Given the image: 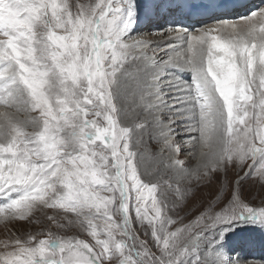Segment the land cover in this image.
Here are the masks:
<instances>
[{
	"label": "snow or ice",
	"instance_id": "6c2138e0",
	"mask_svg": "<svg viewBox=\"0 0 264 264\" xmlns=\"http://www.w3.org/2000/svg\"><path fill=\"white\" fill-rule=\"evenodd\" d=\"M166 2L189 18L213 6ZM141 12L138 0H0V105L39 113L0 112V219L42 225L0 264H264L227 244L237 225L264 231V206L243 196L249 180L264 187V7L199 29L174 21L164 44L137 38ZM221 177L230 191L173 230L188 185Z\"/></svg>",
	"mask_w": 264,
	"mask_h": 264
},
{
	"label": "rangeland",
	"instance_id": "374dc122",
	"mask_svg": "<svg viewBox=\"0 0 264 264\" xmlns=\"http://www.w3.org/2000/svg\"><path fill=\"white\" fill-rule=\"evenodd\" d=\"M142 1L143 0H138V3L140 4L142 3ZM146 1H149V0H146ZM204 1L205 3L212 4L213 6L210 7L208 10L202 9L199 14L193 15L194 21L200 20L204 16L207 17L209 15H212L214 12L217 14L229 13L230 15H228L227 18L236 19L235 13L237 12H246V11L253 10V9L257 10L259 7H264V0H226L225 7L223 8H215L214 7L215 0H204ZM80 2H87V0H80ZM144 6H142L141 16L138 22L139 28L141 30V33L137 35L138 39H145V40L150 41L153 44H157L158 41L164 37L176 35V32H172L171 34H167L164 32L165 28L176 26L173 24V22L175 21L174 19L171 20L172 23L166 22L165 21L166 16L163 15V18H161L160 15H155L154 12H151V9L149 7H147L146 5ZM172 7L174 8V12L169 11L168 16L176 17L175 13H177V10H176L175 4H172L171 8ZM160 11L161 10H159V12ZM153 23H155L154 25L158 24V27L154 29V27L152 26ZM145 26H148V28H145ZM200 27L201 25L195 26L196 29H199ZM161 32H163L162 33L164 34L163 36L159 35V33ZM0 39H3V37L0 36ZM2 107L5 108L3 105H0V108ZM11 109L12 108H5L3 109V111L11 112L12 111ZM31 113H32L31 116L39 115L38 112L36 113L31 112ZM21 114L23 117L27 115L26 112H23V111ZM25 131L31 133L34 131V129L32 127H29V128H26ZM156 136H158V132L153 131V137H156ZM145 141H146L147 148L153 153L158 152V150L161 147V144L157 142V139L155 138L149 139L147 134H145ZM182 146L185 148L187 144L186 145L183 144ZM181 159L189 160L190 158H188L186 155H182ZM229 175H232V178L229 179V181L233 180L234 173L230 171ZM226 184H227L228 190L230 191L231 185L230 183H227V182L223 185V187H220V185L218 184L215 186L213 185L205 186V188L202 190L201 189L199 190V188L196 190H189V199L187 203L182 207L183 210L180 208L177 211L170 213L173 219L178 221V223L174 224V226L172 225L171 228L174 230L176 227H180L183 224H187L189 220L194 219L195 216L199 214L200 210H202L203 208H206L210 201H214L215 195L225 191ZM243 196L246 200L250 201L252 205L255 207L264 206V187H261V185L257 183L255 180H249L246 184H244ZM49 214H51V212H49ZM37 215H39V213ZM41 219H43L42 216H41ZM4 225H5L4 222L0 224V251H1L0 255H2L5 252L14 251L15 249L14 242L16 239H21V240L27 239L29 233L35 234L38 231L42 230V225L39 223L31 224V225L26 224L23 227H21L19 223H17L16 221H12L11 223L7 224V226L6 225L4 226ZM250 225L251 224H247V223L240 224V225H237L235 229H239L241 234H246V235L252 232L249 236H251L253 233L256 234V232H259L257 228L249 230L248 228L250 227ZM251 227H253V225H251ZM52 231L56 233L57 236H74V235L79 234L80 238L87 239L86 235L81 233L78 228H73L69 231L64 232V231H59L53 227ZM234 232L235 230L229 233L227 244L230 242L231 244L230 248L232 247V251L235 254H238L239 250L244 248V244L239 245V243H243L242 240H245L244 238L246 235L238 234L237 236L236 235L232 236V233ZM237 237H241V238L237 240L236 239ZM39 238H45V237L41 236ZM5 244L8 245L7 248L5 247ZM235 244L237 245L236 247H235ZM260 251H263V250H260Z\"/></svg>",
	"mask_w": 264,
	"mask_h": 264
},
{
	"label": "bare ground",
	"instance_id": "6f19581e",
	"mask_svg": "<svg viewBox=\"0 0 264 264\" xmlns=\"http://www.w3.org/2000/svg\"><path fill=\"white\" fill-rule=\"evenodd\" d=\"M205 2V1H204ZM144 5H146L147 7H149L150 9H152V5L149 3V1H146V0H143L142 1V3H140V6H141V9H142V6H144ZM172 5V4H171ZM171 5H169L167 2H166V0H165V2L162 4V6L160 7V9L159 10H161L160 12H159V14L158 15H160L161 16V18H163V15L164 16H166V20H165V18H164V20L166 21V22H171V20H175V21H180L184 26H193V27H195V26H198V25H200V24H198V23H196V21H194V16H191L190 18L189 17H187L186 15H185V12L187 11L186 9H182V10H177V13H175V15H176V17H169L168 16V13H169V8L171 7ZM176 6V5H175ZM145 7V6H144ZM172 11L174 12V8L172 7ZM254 10V9H253ZM161 13V14H160ZM207 18H208V16L206 17V16H204L203 18H201V19H203V20H207ZM150 20V19H149ZM172 23V22H171ZM155 23H153L152 24V26L154 27V29L155 28H157L158 27V24H156V25H154ZM161 25V24H160ZM145 28H148V26H145ZM163 32H161V33H159V35L160 36H163L164 34H162ZM176 35H177V33H176ZM175 35V36H176ZM166 36V35H165ZM175 36H169V37H164V38H162V39H160L159 41H158V43L159 44H164L165 42H167V41H172L173 40V38L175 37ZM177 43H179V42H177ZM184 77L187 79V78H190L189 77V73H187V72H185L184 74ZM3 109H5V108H0V112L2 111V112H5V111H3ZM12 111L10 112L9 111V113L14 117V118H16V119H19V120H24V119H26L27 117H30L31 115H32V113L31 112H28V113H26L27 115L25 116V117H23L22 116V109L20 110V111H17V109L15 108V107H12V109H11ZM6 112H8V111H6ZM24 112V111H23ZM36 113V112H35ZM38 114V113H37ZM29 127H31V126H29ZM29 127H27V128H29ZM186 145V144H185ZM185 149H187V146H185ZM189 164H190V166H192V167H195V164H196V161L195 160H192V159H189ZM232 178V175H229V178L228 179H231ZM231 181V180H230ZM226 182L223 180V177H221V180L219 181V182H217V181H213L212 182V184L211 185H213V186H215V185H220V187H223V185L225 184ZM210 185V186H211ZM188 187H189V190H196V189H198L199 188V190L201 189H204L205 188V186L204 187H199L198 185H197V183L196 182H192V184L191 185H188ZM223 190V189H222ZM199 194V193H198ZM211 199V198H210ZM202 200V199H201ZM201 200H200V202H201ZM201 204V203H200ZM207 205V204H206ZM182 209V208H181ZM183 210V209H182ZM181 211V210H180ZM187 212H189V211H187ZM177 213V212H176ZM182 213V212H181ZM180 217V216H179ZM2 222H4L2 219H0V224L2 223ZM183 222V221H182ZM5 226V225H4ZM174 226V225H173ZM175 226H177V225H175ZM249 230L250 229H256V227H251V225H250V227L248 228ZM257 230L259 231V232H256V234H252L251 236H249L251 233H248L247 235L246 234H241V232H240V230L239 229H235V232L234 233H232V236H234V235H246L245 236V240H242V242L243 243H239V245L240 244H244V248H242V249H240L239 250V252H238V255L239 256H241V257H248V256H255V257H260V256H264V231H262V230H260L259 228H257ZM241 237H237L236 239L238 240V239H240ZM251 239V240H250ZM230 246H231V244H230V242L228 243V247L230 248ZM237 245L235 244V247H236ZM234 247V246H233ZM231 250H232V247L230 248ZM260 250H263V251H260ZM1 252V251H0ZM261 252V253H260Z\"/></svg>",
	"mask_w": 264,
	"mask_h": 264
}]
</instances>
